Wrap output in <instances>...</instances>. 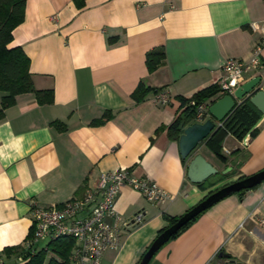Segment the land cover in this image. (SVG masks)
Segmentation results:
<instances>
[{"label": "crops", "instance_id": "0c3cea01", "mask_svg": "<svg viewBox=\"0 0 264 264\" xmlns=\"http://www.w3.org/2000/svg\"><path fill=\"white\" fill-rule=\"evenodd\" d=\"M263 22L264 0H27L8 48L24 51L35 89L53 90L54 102L39 105L35 94H21L0 120V264H23L2 252L25 248L32 203L49 208L82 198L103 173L129 169L168 195L152 204L124 186L115 200L123 221L142 213L144 222L124 232L121 248L101 264H139L169 226L166 217H181L212 191L264 170V117L248 147L226 138L227 164L206 141L199 144L194 155L218 170L200 185L188 180L190 159L167 131L185 110L183 100L219 84L227 60L251 61L261 40L251 25ZM153 50L165 60L150 72ZM260 62L247 81L264 76V50ZM140 84L149 92L137 102ZM155 91L170 103L158 104ZM260 220L264 181L213 205L149 264H207L220 255L230 264H264Z\"/></svg>", "mask_w": 264, "mask_h": 264}, {"label": "built area", "instance_id": "2783aa9c", "mask_svg": "<svg viewBox=\"0 0 264 264\" xmlns=\"http://www.w3.org/2000/svg\"><path fill=\"white\" fill-rule=\"evenodd\" d=\"M251 28L261 34V40L255 47L250 62L245 63L238 59L226 61L223 67L224 77L218 84L222 96H233L236 89L247 82V76L260 67V58L264 50V22L260 25L252 24ZM154 99L160 105H167L171 101L168 95L158 91H155ZM209 106L208 103L197 105L194 100H190L187 105L195 109V123H204L211 118ZM222 125L223 122L218 126ZM251 140L252 137L247 134L241 140L242 146L248 147ZM124 186L139 191L152 204L168 198L167 193L155 181L136 177L129 169L103 173L96 186L88 189L82 198L49 208L32 203L33 228L31 236L25 242V249L35 254L37 250L43 249L41 245L47 239L70 238L75 241L71 264H101L106 252L118 251L121 248L124 232L144 222L142 213L123 221L114 210L115 200ZM259 223L264 226V220H260ZM207 264L230 262L216 256V260L213 259Z\"/></svg>", "mask_w": 264, "mask_h": 264}, {"label": "trees", "instance_id": "16d2710c", "mask_svg": "<svg viewBox=\"0 0 264 264\" xmlns=\"http://www.w3.org/2000/svg\"><path fill=\"white\" fill-rule=\"evenodd\" d=\"M27 0H0V92L5 93L1 101L0 120L4 118L5 110L15 105L16 96L26 93H33L39 105H50L54 102L53 90L39 91L34 87L32 75L30 73V60L20 47L8 48L12 42L13 31L24 21V10ZM165 60V54L161 50H153L147 53L146 61L150 72L156 70ZM149 89L143 84L137 88L132 97L137 102L145 98ZM220 87L218 84L208 87L196 93L190 100L196 101L197 105L202 103L213 104L221 98ZM183 100L185 110L177 117L175 122L167 128L168 136L174 141H179L183 130L194 123L195 109L187 107L189 101ZM262 114L259 113L249 101H243L236 106L228 117L223 121V125L217 129L205 141L208 149L216 155L225 164L228 158L223 153V144L226 138L231 135L238 140H242L247 134L254 139L259 129L255 128L261 120ZM59 130H63L61 123H53ZM230 175L224 176V179ZM214 192V191H212ZM211 192V193H212ZM245 191L239 194H244ZM209 193V195L211 194ZM203 212L202 214H204ZM189 222L178 233L169 240H175L186 229H188L198 218ZM182 217V216H181ZM181 217H166L169 220V226L161 230V235L170 226L175 224ZM32 233V232H31ZM28 236V238L31 236ZM27 238V239H28ZM26 239V240H27ZM75 247V241L70 238H57L51 240L47 248L37 250L35 254L25 248L19 249L9 247L2 252L6 257L18 255L23 264H71V255ZM145 254L142 255V258ZM1 257V254H0ZM141 258V259H142ZM230 258V257H229Z\"/></svg>", "mask_w": 264, "mask_h": 264}, {"label": "water", "instance_id": "95a60500", "mask_svg": "<svg viewBox=\"0 0 264 264\" xmlns=\"http://www.w3.org/2000/svg\"><path fill=\"white\" fill-rule=\"evenodd\" d=\"M246 100L264 117V76H258L247 81L236 89L233 96L225 95L219 98L209 106L210 119L204 123H193L183 130L178 143L182 159H190L187 168V178L191 183L200 185L218 174V170L204 156L201 154L194 155V153L199 144L209 138L217 129V123H222L236 106H239ZM236 101H240V103L236 105ZM263 181L264 170L212 192L204 201L184 214L175 224L159 235L139 264H149L157 252L169 242L172 236L213 205L231 195L256 187ZM220 257L227 256L220 255Z\"/></svg>", "mask_w": 264, "mask_h": 264}, {"label": "rangeland", "instance_id": "374dc122", "mask_svg": "<svg viewBox=\"0 0 264 264\" xmlns=\"http://www.w3.org/2000/svg\"><path fill=\"white\" fill-rule=\"evenodd\" d=\"M224 178V177H223Z\"/></svg>", "mask_w": 264, "mask_h": 264}]
</instances>
